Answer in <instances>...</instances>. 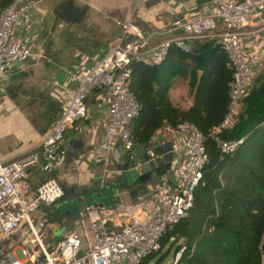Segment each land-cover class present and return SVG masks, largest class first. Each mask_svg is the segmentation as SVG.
Masks as SVG:
<instances>
[{
    "label": "built area",
    "instance_id": "2783aa9c",
    "mask_svg": "<svg viewBox=\"0 0 264 264\" xmlns=\"http://www.w3.org/2000/svg\"><path fill=\"white\" fill-rule=\"evenodd\" d=\"M39 0H10L0 9V92H4L3 77L12 64L26 59H43L31 32L29 10ZM211 11L175 21L181 31L156 42L140 29L136 37H128L130 17L121 23L114 41L93 59L76 51V70L72 73L75 87L69 101L54 115L47 132L36 150L14 158H0V244L17 235L16 248L0 245V264H137L142 257L159 248L161 234L171 227L191 205L192 191L206 160L202 133L186 120L175 126L165 125L169 134L171 173L155 184L146 200L123 205L88 218L86 227H71L54 241L45 239L44 219L34 218L35 211L48 206L62 195V188L51 175L62 159L59 143L65 129L84 117L86 102L92 90H104L107 102L106 120L99 142L107 157L119 159L133 146L131 120L138 102L128 87L130 62L157 63L170 42L187 50L193 38L214 37L226 54L229 66V102L221 121L211 126L210 135L221 151H230L239 141L217 136L220 128L228 126L232 111L242 94L251 85L256 73L245 55L241 35L248 21L255 33L264 28V0H209ZM22 29L21 35L16 30ZM38 164L45 173L30 187L27 169ZM27 236V240H23ZM174 251L172 261L180 256Z\"/></svg>",
    "mask_w": 264,
    "mask_h": 264
},
{
    "label": "crops",
    "instance_id": "0c3cea01",
    "mask_svg": "<svg viewBox=\"0 0 264 264\" xmlns=\"http://www.w3.org/2000/svg\"><path fill=\"white\" fill-rule=\"evenodd\" d=\"M209 11V0H39L29 10L30 30L35 34L36 48L45 58L15 62L3 77L0 158H14L38 148L52 118L73 93L72 73L78 62L76 51L93 59L99 57L128 17L132 18L129 38L144 29L149 33V40L156 42L181 32L175 21ZM254 24L248 21L240 40L245 55L257 71L264 68V28L251 33ZM21 33L22 29L18 28L16 34ZM202 39L204 37L193 38L191 44L193 40ZM240 110L239 101L233 120ZM106 114L105 91L92 90L84 117L74 121L63 133L59 143L63 157L51 172L62 188V195L48 206L39 207L33 215L44 219L43 232L48 241L54 242L71 227L84 229L90 217L146 200L152 187L171 173L170 165L143 188L128 183L119 167L129 157L145 150L150 154L154 150L162 151L169 142V134L165 125L161 126L147 141L133 143L129 151L113 159L99 146ZM43 176L45 173L38 164L27 169L30 187ZM89 196L93 198L87 204Z\"/></svg>",
    "mask_w": 264,
    "mask_h": 264
},
{
    "label": "trees",
    "instance_id": "16d2710c",
    "mask_svg": "<svg viewBox=\"0 0 264 264\" xmlns=\"http://www.w3.org/2000/svg\"><path fill=\"white\" fill-rule=\"evenodd\" d=\"M10 0H0V9ZM214 37L193 40L183 50L170 42L157 63L130 62L128 87L138 109L131 120L133 143L147 141L164 125L186 120L202 133L206 160L191 205L159 238V248L137 264H264V68L257 70L241 110L217 136L239 141L221 151L208 135L227 111L230 68ZM174 76L187 77L191 103L168 98ZM181 248L172 261L167 252ZM171 254V256H172Z\"/></svg>",
    "mask_w": 264,
    "mask_h": 264
},
{
    "label": "water",
    "instance_id": "95a60500",
    "mask_svg": "<svg viewBox=\"0 0 264 264\" xmlns=\"http://www.w3.org/2000/svg\"><path fill=\"white\" fill-rule=\"evenodd\" d=\"M153 152L150 154L148 150H145L144 153L135 154L132 158L125 155L128 159L119 168L122 170L121 175L128 183L143 188L152 178H156L169 169L171 165L170 143L168 142L162 151L154 150ZM91 198L93 196L86 199L87 204Z\"/></svg>",
    "mask_w": 264,
    "mask_h": 264
},
{
    "label": "rangeland",
    "instance_id": "374dc122",
    "mask_svg": "<svg viewBox=\"0 0 264 264\" xmlns=\"http://www.w3.org/2000/svg\"><path fill=\"white\" fill-rule=\"evenodd\" d=\"M187 80H188L187 77L174 76L168 88L167 94H168L169 100L171 101L173 105L178 106L180 108H185L191 103L192 95H191V91L189 90ZM237 106H238V103L236 107L234 108V110L232 111L233 115L237 109ZM53 235H56V233L54 232ZM27 236L28 235L26 234L23 240H27ZM16 238H17V235H13V239H4L3 245L1 244L0 245L6 248L15 249L16 248V244H15ZM171 254H172V250L170 249L166 254L167 260L170 259Z\"/></svg>",
    "mask_w": 264,
    "mask_h": 264
}]
</instances>
